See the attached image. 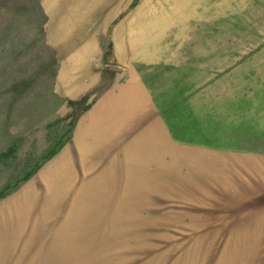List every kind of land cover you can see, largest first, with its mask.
<instances>
[{
    "label": "rangeland",
    "instance_id": "obj_1",
    "mask_svg": "<svg viewBox=\"0 0 264 264\" xmlns=\"http://www.w3.org/2000/svg\"><path fill=\"white\" fill-rule=\"evenodd\" d=\"M86 38L95 39L96 54L87 71L72 70L71 86L81 77L88 88L71 98L57 87L56 76L61 57ZM131 72H138L172 105H178L180 97L191 101L185 119L190 143L206 147L208 170L218 169L225 195H235L233 206L208 203L204 210L216 217L226 212L241 226L250 212L252 225L246 234L255 258L245 237L238 236L246 245L241 264H264V237L259 234L264 223L258 220L264 213V0H0V205L24 196L29 184L40 197L42 172L67 150L77 160L74 133L82 115L109 84L124 81ZM202 158L193 153L186 170L175 172L171 188L161 173L159 192L178 195L182 181L185 202L134 203L129 211L137 208L145 216L164 212L169 217L172 206L198 219L195 184ZM212 191L214 197L222 195L220 188ZM243 196L249 197L240 203ZM36 221V214L29 213V241ZM126 222L132 231L136 224L151 228L155 221ZM190 237L177 235L181 240ZM101 238L96 235V242ZM146 238L129 235L125 243L147 246ZM159 240V246L169 242L164 233ZM29 247L28 262L36 264ZM110 254L115 258L116 252ZM54 255L52 251L46 259L48 253H43V261L57 262Z\"/></svg>",
    "mask_w": 264,
    "mask_h": 264
},
{
    "label": "crops",
    "instance_id": "obj_2",
    "mask_svg": "<svg viewBox=\"0 0 264 264\" xmlns=\"http://www.w3.org/2000/svg\"><path fill=\"white\" fill-rule=\"evenodd\" d=\"M48 39L57 46L58 41L50 36ZM79 44L77 50L67 51L61 57L56 76L57 87L66 89L71 98L88 88V81L81 77L71 86L75 81L72 70L87 71L97 50L95 39H81ZM182 98L178 105H172V101L161 98L160 91H152L138 72H131L122 82L109 84L75 129L77 160L67 150L42 172L40 197L33 184H29L23 190L24 196L12 197L0 205V264H29V245L31 260L36 264H241L240 253L246 245L238 236L245 237L248 251L255 258L246 234L251 224L250 212L241 226V222H231L233 219H228L226 212L216 217L204 210L208 203L233 206L235 195H225L218 169L208 170L206 147L190 143L192 136L189 137L185 119L190 116L191 101ZM193 153L204 156L200 162V180L195 184L199 189L196 193L200 194L198 219L191 212L177 211L172 206L169 217L164 212L152 211L145 216L137 208L129 211L128 205L134 203L171 205L176 199L185 202L182 181L178 195H166L159 192L160 179L162 173L163 177L168 176V187L175 186V172L186 170L184 165H188ZM176 159L181 165L177 166ZM94 170L97 174L93 176ZM215 188H220L222 195L214 197ZM246 197L249 196H243L240 203ZM32 212L37 221L29 241L25 221ZM259 216L260 223H264V213ZM128 219L155 222L151 228L136 224L129 231ZM164 222L167 223L160 228ZM162 233L169 242L159 246ZM259 234L264 237V228ZM96 235L102 236L101 242H96ZM129 235H146L143 241L147 246L137 243L128 247ZM177 235L191 237L181 240ZM115 240L117 243L113 244ZM133 250L135 254L128 253ZM52 251L57 262L43 261V253H48L46 259H51ZM98 252H103L105 257L97 258ZM112 252H116L115 258Z\"/></svg>",
    "mask_w": 264,
    "mask_h": 264
}]
</instances>
